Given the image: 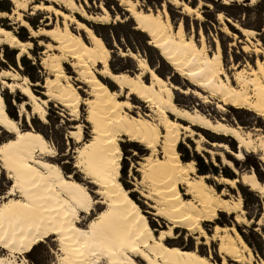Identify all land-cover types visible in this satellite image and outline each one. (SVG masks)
I'll return each mask as SVG.
<instances>
[{
  "label": "bare ground",
  "instance_id": "6f19581e",
  "mask_svg": "<svg viewBox=\"0 0 264 264\" xmlns=\"http://www.w3.org/2000/svg\"><path fill=\"white\" fill-rule=\"evenodd\" d=\"M10 1L17 7L21 6L19 0ZM48 1L56 2L95 23L108 24L112 20L109 9L105 7H102L103 15L95 16L77 0ZM173 1L183 5L186 14L203 18L200 6L192 8L179 0ZM120 5L126 7L134 19L135 28L148 35L150 46L159 50L161 57L177 73L196 87L219 96L222 104L218 108L230 105L236 109L252 110L259 117L264 116L262 60L256 61L255 67L247 64L231 77L224 66L218 40L216 51L211 54L203 33L199 43L193 35H187L182 23L175 29L166 11L161 14L144 12L138 10L132 0H120ZM36 8L72 21L89 40L87 43L80 34H75L67 22L63 28L57 25L55 29L33 30L23 20L22 27L28 28L32 37L48 36L58 43L56 49L59 53L46 57L42 62L55 76L47 81V85L57 91L48 89L45 94L59 100L77 118L80 104L87 107L86 120L92 126V139L83 140L82 125H76V131L70 137L82 143L76 152L75 167L97 188L93 192L84 181L66 175L60 165L48 160L57 155L56 149L40 131L20 128L18 121L12 119L7 111L0 88V133L3 128L14 135V138L0 143V177L6 172L11 181L5 195L0 196V248L8 251V255H0V264H32L24 255L51 237H55L59 247L58 264H228L226 257L236 262L252 260L251 248L234 227L214 226L212 238L219 241V253L224 259L221 263L197 249L170 247L168 240L174 238L177 228L186 229L198 238L211 239L203 224L213 223L218 219L219 212L236 215L238 224L247 222L242 198L234 201L226 198L224 189L218 191L217 185L234 187L240 182L264 196V183L259 181L256 172L243 173L233 179L224 175L214 176L217 185L208 183L210 175H194L197 169L194 160L183 162L178 150L182 140L188 137L196 143L198 153L203 149L204 136L196 133L193 126L233 137L239 143L236 152L228 151L225 143H213L214 147L226 149L223 162L233 169L235 166L227 160L228 154L243 160L245 154L242 149L245 147L261 151L260 159L264 162V136L255 142L239 126L215 121L199 110L179 106L174 100L178 86H174L169 79H163L150 67L147 59H139L135 53L130 57L139 61V73L131 75L124 71H112L111 50L93 29L51 4L40 3ZM6 14L1 12L0 17ZM115 18L119 21V15ZM219 19L224 21L222 13ZM234 25L247 39L256 34L238 23ZM223 32L230 33L228 26ZM3 44L18 49L20 58L28 53L32 43L22 42L16 33L0 24V46ZM64 63H70L77 73L76 80L87 85L89 98L82 97L79 88L65 73ZM238 66L233 65L232 69L236 70ZM100 76L113 82L117 89L110 88L99 79ZM146 76L150 81L145 80ZM0 85L12 92L20 89L28 97V101L21 105L22 111L26 112V105H31L34 114L46 121L47 100L35 95L27 76L22 77L10 69H0ZM195 95L203 98L199 91ZM133 96L146 103L156 117L150 114L132 115L135 107L131 102ZM124 137L150 151L137 166L144 180L154 188L152 195L141 192L143 197L153 202L149 204L154 210L152 214L169 223L160 232L152 227L145 210L131 196L132 191L121 182V138ZM159 148L163 154L161 157L157 155ZM205 151L216 154L211 150ZM181 187H184L185 193H182ZM93 193L98 195V199ZM184 195L190 198L186 199ZM97 205H103L99 212L95 210ZM81 215H86L87 221L82 222Z\"/></svg>",
  "mask_w": 264,
  "mask_h": 264
},
{
  "label": "rangeland",
  "instance_id": "374dc122",
  "mask_svg": "<svg viewBox=\"0 0 264 264\" xmlns=\"http://www.w3.org/2000/svg\"><path fill=\"white\" fill-rule=\"evenodd\" d=\"M19 1L21 6L17 7L10 0H0L4 6L9 5L10 7L9 11H0V13H7L5 17H0V24L16 33L22 42L28 41L32 43L31 49L28 50V53L18 58V49L10 48V46L3 44L0 46V69H10L13 73L16 72L22 77H28L35 95L39 96L42 100H47V119L43 121L41 117L34 114L31 105H26V112L22 111L21 105L28 101V97H25L20 89L12 92L10 88L0 85L7 111L12 119L16 122L18 121L21 129L26 131L28 129H35L43 133V136L53 145L57 153L55 157H50L48 160L60 165L66 175H71L76 180L84 181L93 192L96 191L97 186L86 179L75 167L77 159L76 152L82 143L79 144L75 138L70 137L71 133L76 131V125H82L83 140L88 141L92 139V126L86 120L87 107L80 104V114L79 118H77L72 116L71 110L62 106L59 100L45 94L48 89H52L53 92L57 91L56 88L47 85V81L52 80L55 76L50 70L44 67L42 62L46 57L48 58L59 53L56 49L58 43L53 42L48 36L32 37L30 30L24 26L22 27L23 20L28 22L33 30L44 28L55 29L57 25L63 28L65 22H67L75 34H80L87 43L89 40H87L86 33L79 30L77 25L72 21H65L62 17L46 10H38L36 5L40 3L51 4L64 13L72 14L75 19H78L93 29L96 35L101 34L107 38L110 47L106 46L111 50L110 67L112 71L116 73L124 71L131 75L139 73V61L130 57L132 53H135L139 56V59H147L150 67L155 69L163 79H169L174 86H178L179 89L174 92V100L179 106L192 111L199 110L212 120H221L229 125L239 126L243 130V133L251 136V139L255 140V142L258 141L259 137L264 136V116L259 117L252 110L236 109L230 105L225 106L223 109L218 108L219 104H222L219 96H215L193 85L190 80L177 73L175 68L165 58L161 57L159 50L148 45L150 38L147 34L136 30L134 19L126 11V7L120 5V0H77L78 4L82 5L90 14L95 16L103 15L102 7L108 8L112 15V20L108 24L86 20L79 13L71 12L56 2L51 3L48 0ZM132 1L138 10L141 9L144 12L161 14V12L166 11L170 15L175 29L182 23L187 35H193L199 43L201 33H203L205 35L206 45L209 47L211 54L216 51V40H218L222 47L224 66H226V70L231 77L239 69L246 67L247 64L255 67L256 61L262 60L264 62V0H179L181 3L189 4L192 8L200 6L199 10L203 15L201 19L196 18V14H186L183 11V5L175 4L173 0ZM225 1L229 2V4H226ZM220 13L224 15V21L219 19ZM117 15H119V21L115 20V16ZM234 23H238L242 28L254 30L256 34L252 38L247 39L235 27ZM226 26L230 30L229 34L223 32ZM233 65L239 66L236 70H233ZM98 68H100V65ZM64 69L65 73L71 77L73 84L79 88L82 97L89 98L87 85L76 80L78 76L71 64L64 63ZM99 79L105 82L110 88L117 89V86L108 79L102 76ZM145 80L150 81L149 76H146ZM7 81L14 82L9 79ZM197 91L203 94V98L195 95ZM131 102L135 104L132 115L150 114L153 118L156 117V113L153 114L150 112L146 103L141 102L135 96L131 98ZM171 117L173 116L171 115ZM180 122L185 125L188 124L185 121L180 120ZM192 129L196 133L204 136V141H202L203 143L201 145L203 149L198 153L196 151V143L188 137L182 140L178 146V150L183 162L194 160L197 167L194 175L201 176L204 174V170H207L206 172H210L208 173L210 175L208 183L217 185L213 178L214 176H226V173H230L235 174L236 178H239V175L243 173L256 172L259 181L264 183V162L260 159L262 156L261 151L254 147H245L242 149L245 154L243 160H237L234 155L228 154V158H226L229 162H233L235 166L234 170L223 162V158L227 153H225L226 149L213 146V143L216 142L225 143L227 144L228 151L236 152L239 143L233 137L217 135L199 126H193ZM12 138H14V135L10 131L1 129L0 143L7 142ZM121 139L123 151L121 165L123 170H121L120 175L122 178L121 182L125 188L132 191L131 196L145 210V214L150 219L152 227L160 232V230L169 226V223L166 219L156 217L152 214L154 210L150 208L149 204H153V202L143 197L141 192L152 195L154 188L149 182L147 183L144 180L137 166L150 154V151L138 143L129 142L127 137ZM160 149L157 155L161 157L163 154ZM205 150H211L218 155H212V153L206 152ZM10 184L11 181L7 178L6 172H3V175L0 177V196L5 195ZM216 188L218 191L224 189V193L227 194L226 198L232 201L236 198H242L247 222L245 224H238L235 219L236 215L219 212L218 219L213 221V223L205 222L203 224L211 239L198 238V235L194 233L189 234L186 229L177 228L174 238L168 240V245L170 247L177 246L187 250L197 249L203 255H210L214 260L221 263L224 259H222L219 253V241L215 238L213 239L212 235L216 224L223 227L229 226L236 228L240 236L243 237L253 252V259L245 262H236L226 257L228 264H264V196L252 191L250 187L240 182L234 187L222 184L217 185ZM134 190H137V192ZM181 191L185 193L184 187H181ZM93 195L98 199L96 193H93ZM185 198L189 199L190 197L185 196ZM102 208L103 205H97L95 210L99 212ZM87 219L86 215H81L80 220L82 222L87 221ZM58 249L59 247L55 241V237H51L43 241V243L38 244L31 253L25 254L24 257L32 264H58V258L60 256ZM1 254L4 256L8 255V251L1 247ZM137 260L139 262L141 261L140 259ZM142 263L145 264L144 262Z\"/></svg>",
  "mask_w": 264,
  "mask_h": 264
},
{
  "label": "trees",
  "instance_id": "16d2710c",
  "mask_svg": "<svg viewBox=\"0 0 264 264\" xmlns=\"http://www.w3.org/2000/svg\"><path fill=\"white\" fill-rule=\"evenodd\" d=\"M10 10V7H9V5L8 6H4L3 4H2V2H0V11H9ZM100 36H102V39L105 41V43L107 42V46L108 47H110V45H108V39L107 38H105L103 35H101V34H99ZM148 48H150L149 46H148ZM204 166V165H203ZM207 170H204V172H203V169H202V172L204 173V174H208V173H210V172H206ZM201 172V173H202ZM227 177H229V178H231V179H233V178H235L236 176H235V174H230V173H226L225 174Z\"/></svg>",
  "mask_w": 264,
  "mask_h": 264
}]
</instances>
